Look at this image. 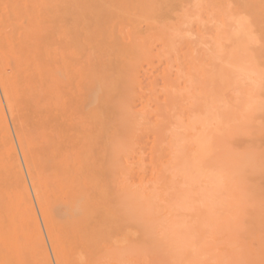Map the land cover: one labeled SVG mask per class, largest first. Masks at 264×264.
Segmentation results:
<instances>
[{
  "label": "bare ground",
  "instance_id": "bare-ground-1",
  "mask_svg": "<svg viewBox=\"0 0 264 264\" xmlns=\"http://www.w3.org/2000/svg\"><path fill=\"white\" fill-rule=\"evenodd\" d=\"M0 264H264V0H0Z\"/></svg>",
  "mask_w": 264,
  "mask_h": 264
}]
</instances>
